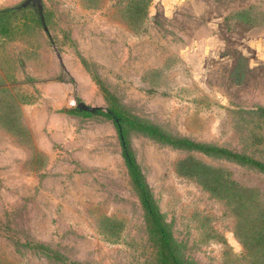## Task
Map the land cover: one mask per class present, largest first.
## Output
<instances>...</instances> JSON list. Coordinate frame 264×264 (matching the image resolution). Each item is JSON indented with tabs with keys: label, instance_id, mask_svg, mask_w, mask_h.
<instances>
[{
	"label": "rangeland",
	"instance_id": "rangeland-1",
	"mask_svg": "<svg viewBox=\"0 0 264 264\" xmlns=\"http://www.w3.org/2000/svg\"><path fill=\"white\" fill-rule=\"evenodd\" d=\"M42 4L49 34L29 6L28 14L13 19L14 37L0 40L15 76L29 62L45 68L47 77L91 80L105 107L110 95L172 134L264 160V0H146L140 14L132 0ZM79 92V100L89 98ZM79 114V126L88 130L109 118ZM128 139L185 254L197 264H250L230 205L179 173L176 161L191 154L223 166L239 183L257 187L263 203L264 174L134 130ZM116 145L96 137L88 156L100 150L113 155ZM118 150L119 157L94 159L93 165L76 160L73 174L60 180L46 177L47 155L31 167L16 160L14 173L0 171V264H153L119 138Z\"/></svg>",
	"mask_w": 264,
	"mask_h": 264
},
{
	"label": "trees",
	"instance_id": "trees-1",
	"mask_svg": "<svg viewBox=\"0 0 264 264\" xmlns=\"http://www.w3.org/2000/svg\"><path fill=\"white\" fill-rule=\"evenodd\" d=\"M131 7L135 8L136 13H144L147 9L146 0H132ZM29 9V6L18 8L15 5L0 7V40L14 37L13 19L23 18L28 14ZM8 61L7 55L0 49V126L14 134L20 142L33 147L30 129L21 121V104L31 102L35 97L19 89L16 76ZM108 97L112 99V103L106 110L99 107L97 112H102L111 118L116 127L129 178L140 200L145 229L153 246V264H197L185 254L160 210L142 169L133 155L128 139L129 132L134 130L176 148L224 158L263 174L264 160L224 145L172 134L160 125L129 112L118 105L112 96L108 95ZM63 110L84 112L76 106L65 107ZM45 157L46 154L34 149L27 161L31 167L34 166L35 163L32 164L34 161ZM176 170L182 175L194 178L204 189L224 199L230 205L235 215L234 232L242 245L243 258H246L250 264H264V203L258 188L239 183L225 167L209 164L191 154L176 161ZM37 247L48 248L43 243H38Z\"/></svg>",
	"mask_w": 264,
	"mask_h": 264
},
{
	"label": "crops",
	"instance_id": "crops-1",
	"mask_svg": "<svg viewBox=\"0 0 264 264\" xmlns=\"http://www.w3.org/2000/svg\"><path fill=\"white\" fill-rule=\"evenodd\" d=\"M13 1L15 0H1L0 5L6 3L8 6H13ZM44 71L45 68L40 69L39 66L28 62L24 68L17 71L16 78L19 89L35 97L33 101L21 104V121L32 132L34 148L48 157L46 177H49V180L56 178L60 180L70 176L69 174H73L75 161L80 158L93 165L94 159H102L104 156L119 157V137L111 119L103 116V120L93 123L88 130L86 125L79 126V112L63 110L65 107L76 106L81 88L85 95H89L88 99H82L85 103L99 107L106 106L96 84L87 79L81 81L72 75L66 79L57 76L47 77L42 75ZM87 133L91 134L90 139ZM96 137L100 143L103 139L117 142L114 154L112 155L110 150L107 153L100 150L90 159L89 144L92 141L95 143ZM29 157L30 147L0 126V171L4 174L14 173L16 160L21 159L24 163Z\"/></svg>",
	"mask_w": 264,
	"mask_h": 264
},
{
	"label": "water",
	"instance_id": "water-1",
	"mask_svg": "<svg viewBox=\"0 0 264 264\" xmlns=\"http://www.w3.org/2000/svg\"><path fill=\"white\" fill-rule=\"evenodd\" d=\"M18 8H23L26 6H32L34 8V10L37 12L38 17L40 19V22L43 26V29L46 33L49 34V30H48V26L45 22V18H44V14H43V4H42V0H22L19 4L15 5ZM52 44L53 46H55L54 41L52 40ZM56 54L61 62V57H60V52L56 49ZM76 107L79 110L82 111H87V112H96L99 108V106H95V105H91V104H87L82 100L77 101L76 103ZM107 107H103V109H106Z\"/></svg>",
	"mask_w": 264,
	"mask_h": 264
},
{
	"label": "built area",
	"instance_id": "built-area-1",
	"mask_svg": "<svg viewBox=\"0 0 264 264\" xmlns=\"http://www.w3.org/2000/svg\"><path fill=\"white\" fill-rule=\"evenodd\" d=\"M1 1V0H0Z\"/></svg>",
	"mask_w": 264,
	"mask_h": 264
}]
</instances>
